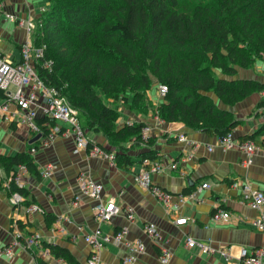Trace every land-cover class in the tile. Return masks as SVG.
<instances>
[{"label":"crops","instance_id":"crops-1","mask_svg":"<svg viewBox=\"0 0 264 264\" xmlns=\"http://www.w3.org/2000/svg\"><path fill=\"white\" fill-rule=\"evenodd\" d=\"M44 1L41 7L36 4L39 0L0 1V10L3 12L0 14V52L6 58L12 61L20 59L18 47L27 40V35L23 28L8 22L4 13L14 14L22 19L36 18L42 8L46 9L42 7ZM10 45H14L16 50H10ZM227 79L252 81L264 88V58L257 59L251 68L236 69L234 76ZM147 96L152 107L162 101L155 89L154 92L150 89ZM211 97L217 108L230 113L232 120L236 122L231 129L234 137L243 139L251 136L250 140L255 144L264 145L262 91L253 92L232 105L224 104L215 95ZM2 101L0 99V104ZM119 104L120 125L130 124L129 120L148 125L151 129L150 138L155 140L154 150L157 151V156L167 163L177 162L178 171L151 175L155 185L174 196L177 208L167 211L149 192L136 185L133 175L141 170V165L135 159L127 170H123L116 165L111 166L100 156L90 158L85 151L74 154L70 138L54 136L41 138L40 143H35L32 141L33 134L25 127L6 122L0 115L1 155L14 156L36 147L33 157L37 169L41 171L46 164L54 167L49 179L36 178L30 173L25 177L26 204H34L42 209L41 213L33 214H25L23 207L14 209L11 206L8 195L10 197L12 193L8 194L9 188L6 189L5 182L7 176L0 168V246L10 242L17 234L22 237L38 234L41 243L66 248L80 264H87L89 247L83 235L100 229L103 234L112 238L124 227L127 239L141 241L144 245V252L137 256L133 264H159L160 245L154 244L143 233V225L151 223L160 233L162 245L171 253L169 264H239V253L243 248L248 252L258 249L264 252V232L256 231L250 226L253 218L259 214L264 215V203L259 210H255L241 202L245 181L249 182L252 189L264 193V154H255L251 164L244 166L242 160L245 157L236 150L217 147L207 150V146L214 144L216 136L193 131L181 123L162 122L158 125L151 111L142 115L135 114L129 109V100ZM15 108L12 104L9 110L13 111ZM179 135L198 144V147L193 149L186 141H178ZM86 136L91 144L108 147L101 135ZM146 150L143 146L134 148L129 156L135 157ZM79 172L87 174L103 187V199L113 198L116 205L122 208L131 206L135 220L129 222L120 214L108 223L99 224L90 209L91 201L80 195L76 183ZM202 183H207L209 188L197 192ZM192 193L195 195L191 198ZM76 195H79L81 203L74 208L71 207V202ZM180 197L182 200L179 202ZM218 209L229 213L226 221L216 222L211 219L213 211ZM45 215L50 218L48 224L44 220ZM61 216H67L69 220H58ZM51 217L55 220L51 221ZM178 217L186 218V223L176 225L174 220ZM187 236L209 245L213 252H203L195 247L186 248L184 243ZM39 251L38 248L32 251L17 248L11 259L0 258V264H39V261L45 264H65L51 255L41 257ZM220 251H224L225 256ZM126 256L124 246L111 241L101 250L100 261L101 264H122Z\"/></svg>","mask_w":264,"mask_h":264},{"label":"trees","instance_id":"trees-1","mask_svg":"<svg viewBox=\"0 0 264 264\" xmlns=\"http://www.w3.org/2000/svg\"><path fill=\"white\" fill-rule=\"evenodd\" d=\"M47 3L40 16L41 26L32 37L36 47L45 45L44 60L51 66L43 69L37 65L38 76L45 84L61 88L66 101L78 111L86 133L101 135L115 149V165L120 169L127 170L133 159L141 163L160 158L154 150L155 140H141L143 122L116 126V104L129 100V109L136 114L151 111L163 122L181 123L218 137L231 131L236 122L230 113L217 108L211 95L232 105L263 89L256 82L227 77L264 58V0ZM154 84L166 86L167 92L160 104L152 107L147 93ZM0 99H6L1 89ZM36 122L42 137L54 125L47 117ZM124 140L133 149L143 146L147 150L130 157L122 147ZM101 148L110 152L109 147ZM19 165L40 177L28 152L9 157L0 154V168L7 178ZM13 192L23 197L27 194L11 183L8 194ZM49 219L45 215L47 224ZM41 247L65 264H80L66 248L43 242Z\"/></svg>","mask_w":264,"mask_h":264},{"label":"built area","instance_id":"built-area-1","mask_svg":"<svg viewBox=\"0 0 264 264\" xmlns=\"http://www.w3.org/2000/svg\"><path fill=\"white\" fill-rule=\"evenodd\" d=\"M8 19L15 22L16 26H21L22 21H17L13 16H8ZM28 23V22H27ZM41 22H38V26ZM35 28V24L29 23V29ZM29 35V36H28ZM33 36V35H32ZM28 33L27 40L19 46L20 59L12 61L6 58L0 52V89L5 93L6 99L0 104V115L6 122L14 123L19 126L25 127L30 133L41 135L36 119L38 115L53 119L57 122L52 126L48 138L54 136H61L70 138L73 142V153L77 154L80 151H85L88 157L100 156L106 159L111 166L115 165L114 154L104 151L99 145L92 144L86 136L85 130L82 129L78 119V111L73 108L61 93V88H55L45 84L38 76L37 65L43 69H49L51 66L50 61L44 60L45 45L35 46L33 38ZM167 92L164 85L157 87L158 95L163 98ZM264 95V89L262 90ZM15 104V110L10 111V105ZM156 124H161L163 121L157 116H154ZM63 124L64 126H62ZM151 129L145 125L140 133L141 140L146 141L150 138ZM178 141L184 142L191 146L193 149L198 147V144L188 141L184 136H177ZM44 141L41 142V145ZM214 147L223 150H236L244 155L245 159L242 160L244 166H248L252 162V157L261 153L264 154V145H257L250 139H238L234 137L233 132L229 131L225 135L215 138V142L211 146H207V150L211 151ZM31 154L36 153L34 148L30 151ZM54 167L51 164H46L41 171V177L49 179L52 177ZM167 171H178L177 162L167 163L161 159L156 162H149L147 159L142 160L141 170L134 173L133 179L138 187L142 190L149 192L167 211L176 209L177 203L174 202L172 194L167 190L162 189L155 185L151 180L152 174H164ZM28 174L27 168L24 165L16 167L15 172L9 177L6 186L11 183L18 188H24L25 177ZM76 183L80 195L86 196L91 201V211L95 220L100 223H108L113 218L124 215L127 221L133 222L135 220V213L131 206L116 205L115 199H103V187L92 180L87 174L79 172L76 178ZM207 183H202L197 188V192L201 189H208ZM195 193L190 194L194 197ZM49 198H51L48 195ZM182 200L180 197L179 202ZM9 203L14 209L23 207L25 214L41 213L42 209L34 204L23 206L25 201L24 197L17 192H13L8 198ZM241 202L248 204L255 210H259L264 203V193L259 190L252 189L249 182L245 181L242 186ZM81 200L79 195L74 196L71 202V207L80 205ZM229 213L224 210H216L211 219L213 221H226ZM60 221H68L67 216L58 218ZM186 218L178 217L174 220L176 225H183L186 223ZM250 226L259 232H264V215L259 214L250 222ZM78 230L81 231V228ZM143 233L156 245H160V255L158 257L159 264H169L171 253L162 245L161 235L157 228L151 223L143 225ZM22 239V240H20ZM85 243L89 247V257L87 264H101L100 252L106 244L113 241L115 244H122L126 249L127 256L123 259L122 264H133L138 255L144 252V245L141 241H131L127 239V230L123 227L117 231L113 237L103 234L100 229H96L92 233L83 235ZM185 247L188 249L198 248L203 252L211 253L213 249L202 242H197L191 237H186ZM19 248L25 251H32L38 248L41 257L49 256L48 249L41 247L40 236L32 234L30 236L21 237L19 234L14 238L0 246V258L11 259L15 255V250ZM220 254L225 256L224 251ZM264 252L258 249L254 252H248L246 249H241L239 253V264H262Z\"/></svg>","mask_w":264,"mask_h":264},{"label":"rangeland","instance_id":"rangeland-1","mask_svg":"<svg viewBox=\"0 0 264 264\" xmlns=\"http://www.w3.org/2000/svg\"><path fill=\"white\" fill-rule=\"evenodd\" d=\"M42 1H44V0H39V2H36V4H37L39 7H41V3H42ZM0 4H1V2H0ZM45 5H46V0L44 1V4L42 5V7H47V5H46V6H45ZM0 9H1V7H0ZM44 11H45V8H42L41 11H40V13H39V15H38L36 18H26V19H22V18H20V17L17 16V15H14V14H7V13H4V18H5L8 22L14 24L15 26H16L15 22H13V21H11L10 19H8V16H12V17L14 16V17L16 18L17 21H22V25H21V26H16V27H18V28H23V29L25 30V32H26V35L29 33V34L32 36V35H34V33H36L37 28H39V27L41 26V25L38 26V22L40 21V16H41V14H42ZM1 13H3V12L0 10V14H1ZM27 22H28V23H27ZM29 23H31V24H32V23L35 24V28H34V29H33V28L29 29L30 31L27 33V30H28V28H29ZM28 36H29V35H28ZM32 38H33V37H32ZM98 40H99V42H102L101 39H98ZM21 44H22V43H21ZM21 44H20V45H21ZM20 45H19V46H20ZM9 48H11L10 50L13 49V51L16 50L15 47H14V45H13V46L10 45ZM158 86H159V85H155V84L152 86V87L156 90V92H157V87H158ZM152 87H151V92H154V89H152ZM263 89H264V88H263ZM130 96H131V95H130ZM12 104L15 105L14 103H12ZM12 104H11V105H12ZM116 105H117V106H115L116 109H117V108H120L119 110H117V112H118V114H119V113H121V107L118 106V105H121V104H116ZM133 113H135V112H133ZM135 114H136V113H135ZM39 118H43V117H42V116H41V117H37V119H39ZM37 119H36V120H37ZM49 119H50V118H49ZM51 120H53V119H51ZM118 120H119V116L117 117V119H116L115 122H116V126H117L118 128H121V126H122V125H120L121 122H120V120H119V121H118ZM53 121H54V125H53V126H55L56 124L59 123V122H57V121H55V120H53ZM128 122L131 124V123L138 122V121H136V120H129ZM36 124H37V122H36ZM144 126H145V124H144ZM122 127H123V126H122ZM51 128H52V126L49 127V130H50V131H51ZM142 128H143V127H142ZM141 130H142V129H141ZM140 133H141V131H140ZM49 134H50V132L48 133V135H47L46 137H42V136L40 135V136H41L40 139H41V138H47V137L49 136ZM86 134H88L89 136H93V133H92L91 131L87 132ZM35 136H36V135H35ZM35 136H34V137H35ZM140 137H141V136H140ZM40 139H38V140H36V141H34V142H35V143H40V142H39ZM126 139H127V137H126ZM126 139H125V140H126ZM125 140H124V143L122 144V147H123V149L126 150L127 154L130 155V152H132V149H133V147H132L133 145H131L130 142H127V141H125ZM91 145H92V144H91ZM107 146H108V144H107ZM108 147H109L110 153H113V154H114V153H115V149L112 148V147H110V146H108ZM31 149H32V148L29 149V152H28V153H29L30 155H32V157H33V155H34L35 153H34V154H31V153H30ZM34 149L37 151V148H36V147H35ZM33 158H34V157H33ZM141 163H142V162H141ZM141 163H140V165H141ZM41 171H42V170H41ZM41 171L38 170V172H39V176H40V177H41V175H40V174H41ZM7 179H9V178H7ZM7 179L5 180V182H8ZM9 187H10V185H9L8 187H6V189H8ZM16 187H17V186H16ZM17 188H18V187H17ZM164 190H165V189H164ZM172 197H173V199H174V196H172ZM8 198H9V195H8Z\"/></svg>","mask_w":264,"mask_h":264},{"label":"water","instance_id":"water-1","mask_svg":"<svg viewBox=\"0 0 264 264\" xmlns=\"http://www.w3.org/2000/svg\"><path fill=\"white\" fill-rule=\"evenodd\" d=\"M40 135H36L34 138H33V140L32 141H36V140H38V139H40Z\"/></svg>","mask_w":264,"mask_h":264},{"label":"bare ground","instance_id":"bare-ground-1","mask_svg":"<svg viewBox=\"0 0 264 264\" xmlns=\"http://www.w3.org/2000/svg\"><path fill=\"white\" fill-rule=\"evenodd\" d=\"M144 160V159H143ZM181 175V174H180Z\"/></svg>","mask_w":264,"mask_h":264}]
</instances>
